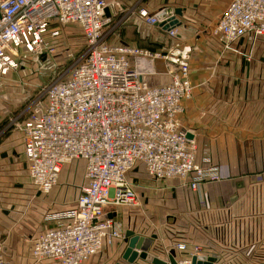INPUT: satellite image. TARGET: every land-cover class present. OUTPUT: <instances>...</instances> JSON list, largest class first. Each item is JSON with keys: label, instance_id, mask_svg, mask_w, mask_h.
Returning <instances> with one entry per match:
<instances>
[{"label": "built area", "instance_id": "1", "mask_svg": "<svg viewBox=\"0 0 264 264\" xmlns=\"http://www.w3.org/2000/svg\"><path fill=\"white\" fill-rule=\"evenodd\" d=\"M108 6V0H0V77L17 71L26 55L53 54L67 25H78L87 45L19 116L28 176L40 193L58 186L66 166L84 162L76 207L53 215L64 222L34 240V264H85L105 245L124 241L123 224L110 216L139 204L128 177L138 165L154 180H183L193 191L221 180L210 156L197 162V142L180 120L194 94L189 65L170 49L109 43ZM139 14L151 26L176 18L167 7ZM213 33L227 49L242 38L264 37V0H230ZM176 35V28L169 30L171 38ZM156 61L165 63L170 83L152 86L144 80L156 73ZM175 250L176 264H193L204 255L201 246L185 242ZM0 264L12 263L0 253Z\"/></svg>", "mask_w": 264, "mask_h": 264}, {"label": "crops", "instance_id": "2", "mask_svg": "<svg viewBox=\"0 0 264 264\" xmlns=\"http://www.w3.org/2000/svg\"><path fill=\"white\" fill-rule=\"evenodd\" d=\"M108 3L109 43L170 49L189 65L194 94L184 102L180 120L197 142V162L210 156L221 173L219 182L193 191L183 180H154L138 165L128 177L139 204L119 208L112 218L125 234L156 236L150 254L167 262L170 255L175 258L176 244L185 242L201 246L216 264H264V37L242 38L225 48L213 30L230 0ZM163 7L182 11L175 38L140 17L142 9L153 14ZM155 70L144 80L152 86L170 83L163 61L155 62ZM23 95L20 86H0V252L12 264H34V240L64 222L52 216L74 209L84 184L82 161L66 166L49 194L32 184L18 129ZM126 248L125 240L107 244L85 264H130L123 258Z\"/></svg>", "mask_w": 264, "mask_h": 264}, {"label": "rangeland", "instance_id": "3", "mask_svg": "<svg viewBox=\"0 0 264 264\" xmlns=\"http://www.w3.org/2000/svg\"><path fill=\"white\" fill-rule=\"evenodd\" d=\"M62 31L53 54L44 57L26 55L22 57L17 71L6 77V81L3 80L5 78L0 79V86H20L26 93L22 96L19 111L24 110L40 94L42 88L62 76L86 52L84 34L78 25H67Z\"/></svg>", "mask_w": 264, "mask_h": 264}, {"label": "water", "instance_id": "4", "mask_svg": "<svg viewBox=\"0 0 264 264\" xmlns=\"http://www.w3.org/2000/svg\"><path fill=\"white\" fill-rule=\"evenodd\" d=\"M175 14L176 16H182V11L176 10ZM178 25L179 20L177 18H174L170 24H162L161 26L165 30H170L172 28H176V26ZM188 137L191 138V136L189 135ZM154 239H156V236L146 238L140 235H136L133 231L126 232L125 242L127 244V248L123 256L124 260H126L130 264H135L138 260H143L145 262H148L149 264H176L173 255L169 256V261L167 262L150 254V248L153 245ZM193 264H216V259L212 256L199 255L193 258Z\"/></svg>", "mask_w": 264, "mask_h": 264}]
</instances>
